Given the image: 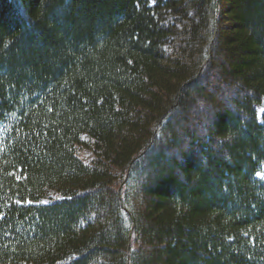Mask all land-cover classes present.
<instances>
[{"label":"trees","instance_id":"trees-1","mask_svg":"<svg viewBox=\"0 0 264 264\" xmlns=\"http://www.w3.org/2000/svg\"><path fill=\"white\" fill-rule=\"evenodd\" d=\"M260 107L264 0H0V264H264Z\"/></svg>","mask_w":264,"mask_h":264},{"label":"rangeland","instance_id":"rangeland-1","mask_svg":"<svg viewBox=\"0 0 264 264\" xmlns=\"http://www.w3.org/2000/svg\"><path fill=\"white\" fill-rule=\"evenodd\" d=\"M257 116L259 119V122H263V117H264V107H260L257 109ZM78 157L84 161L88 160L89 154L85 151H79L78 152ZM258 180H261L264 182V176L261 173H257L256 175Z\"/></svg>","mask_w":264,"mask_h":264}]
</instances>
